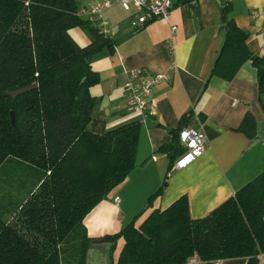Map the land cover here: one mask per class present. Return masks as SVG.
Listing matches in <instances>:
<instances>
[{
    "label": "trees",
    "instance_id": "trees-1",
    "mask_svg": "<svg viewBox=\"0 0 264 264\" xmlns=\"http://www.w3.org/2000/svg\"><path fill=\"white\" fill-rule=\"evenodd\" d=\"M223 7L226 17L229 3ZM86 15L77 0H0V168L14 160L20 170L17 192L1 194L0 264H86L91 243L99 241L87 233L86 215L137 164L140 119L104 133L95 130L91 87L100 75L91 59L116 41ZM226 22L211 76L232 80L250 61L264 106V55L249 48L246 30L233 19ZM76 27L86 29L87 44L73 35ZM34 83L37 87L16 97L9 94ZM256 124L248 112L239 129L255 137ZM182 127L160 148L171 163L183 151ZM119 236L125 241L112 264H179L195 254L202 264L232 258L262 264L264 172L204 216L191 214L183 194L154 208L139 225L134 219L100 239Z\"/></svg>",
    "mask_w": 264,
    "mask_h": 264
},
{
    "label": "crops",
    "instance_id": "crops-1",
    "mask_svg": "<svg viewBox=\"0 0 264 264\" xmlns=\"http://www.w3.org/2000/svg\"><path fill=\"white\" fill-rule=\"evenodd\" d=\"M104 1L77 0L80 9ZM111 1L112 5L103 10V17L116 45L100 50L91 59L92 67L100 75V81L91 87L95 96V130L104 133L140 119L126 109L125 85L129 71L146 68L151 73L168 75L167 80L153 88L152 100L157 109L147 122L142 123L137 164L119 184L120 189L126 191L127 183L136 185L134 189L143 193L142 201H147L148 191L162 185L161 193L153 199L156 204H150L152 210L163 209L187 194L191 214L204 216L264 172V106L259 97L257 68L246 61L232 80L211 76L225 41L226 18L233 19L249 33L247 43L253 52L264 55V15H253L255 10L264 9V0H194L192 3L176 0L168 19L159 18L140 28L135 24L138 9L133 4L125 8L115 0ZM226 2L229 7L225 17L223 5ZM174 25H177L175 30L172 29ZM74 30L82 32V36H78L80 43V38L85 44L90 41L85 28H73V35ZM171 39L174 46L169 43ZM248 112L257 122L255 137L239 129ZM195 113L204 121L205 151L183 169L170 174L174 160L171 163L169 153L160 148L174 141L175 131L181 125L194 124ZM187 115L191 117L187 118ZM256 139L260 141L254 143ZM143 174L148 175V183L140 185ZM115 197H119V201L113 200L116 205L121 199L122 202H135L128 192L124 198ZM108 204L102 200L97 205L99 209L95 208L85 217L89 236L100 238L113 233V221L106 223V217H102V214L106 215ZM102 241L91 243L87 264L106 259L99 244ZM246 263L247 258L219 262Z\"/></svg>",
    "mask_w": 264,
    "mask_h": 264
},
{
    "label": "built area",
    "instance_id": "built-area-1",
    "mask_svg": "<svg viewBox=\"0 0 264 264\" xmlns=\"http://www.w3.org/2000/svg\"><path fill=\"white\" fill-rule=\"evenodd\" d=\"M115 2L125 8L133 4L138 9L135 24L140 28L159 18L168 19L176 0H115ZM112 3L111 0H106L100 4L87 6L84 8V13L90 15L95 21L101 22L103 29L108 32L103 10L110 7ZM253 15H264V9L255 10ZM172 29H177V25L172 26ZM172 42L171 39L169 43L174 46ZM167 79L168 75L166 73H151L146 68H136L129 71L125 85L126 106L140 117L142 123L147 122L157 109L152 100L153 88ZM192 120L194 124L184 125L179 130V142L183 147V151L174 159L172 169H183L205 151L207 134L204 129V121L198 113L193 115ZM115 201H119V197H116ZM261 261L264 262V251L261 253ZM188 264H202V262L198 254H195L190 257Z\"/></svg>",
    "mask_w": 264,
    "mask_h": 264
},
{
    "label": "rangeland",
    "instance_id": "rangeland-1",
    "mask_svg": "<svg viewBox=\"0 0 264 264\" xmlns=\"http://www.w3.org/2000/svg\"><path fill=\"white\" fill-rule=\"evenodd\" d=\"M74 35L78 38V36H82V32L80 30H74ZM90 39V37H89ZM81 43H84L83 39H81ZM85 44V43H84ZM127 107V106H126ZM127 110L129 109L128 107L126 108ZM128 111H131L130 109ZM107 113V111H106ZM132 113V112H129ZM115 128V127H114ZM171 171V172H170ZM176 171V169H172V165L169 169L170 174L174 173ZM20 174V170L18 167V163H16V161L11 160V161H7L1 168H0V201H2V197L1 194H6L7 191L10 192H17V189L15 190V188L13 187H17L16 183H14V179H16V177H18V175ZM169 174V175H170ZM146 174H143L140 177V185L142 183H148V179H147ZM145 177V179H144ZM127 178V177H126ZM9 179H11V186H7ZM126 191L121 190L119 185L114 186L108 193L107 196L105 198H103L102 200H104V202L106 203H110L108 204V206H106L107 211L105 212L106 215L102 214V217H106V220L108 222L113 221V225H112V231L113 233H108V234H114L116 232L121 231V229L128 223H130L131 221H133L135 219V223L137 225H139L145 218L146 216L152 211V203L156 204L155 200H153L152 202H149V197L151 191L155 192L157 191V189H151L148 192L147 195V201L143 200V193H141L139 190H135L134 188L136 187V185L132 186L129 185L127 183L126 185ZM142 187V186H140ZM159 187V186H158ZM157 187V188H158ZM162 185L159 187L161 188ZM13 188V189H12ZM158 188V189H159ZM121 190V191H119ZM15 192V193H16ZM127 192L130 195V198L135 200V202L132 203L131 201H123L121 199L120 204L116 205L113 200L116 198V195H119L121 198H124L123 195L127 194ZM123 194V195H122ZM115 197V198H114ZM100 200L91 210L90 212L86 215H90L95 208H97V205L102 201ZM151 203V205H150ZM111 205L113 206L114 210L112 209ZM99 209V208H97ZM141 212V215H138ZM107 234H104L103 236H106ZM98 238V237H95ZM125 238L124 236H119L115 241L113 240H104L102 242H100L99 244L102 245L101 247V252L102 254L104 253L106 255V259L104 260L103 258L101 260H97L95 261L96 264H112L113 260H118L119 256H120V252L122 250L123 244H124ZM116 260V261H117ZM86 264H87V259H86ZM179 264H188V262H183V263H179Z\"/></svg>",
    "mask_w": 264,
    "mask_h": 264
},
{
    "label": "water",
    "instance_id": "water-1",
    "mask_svg": "<svg viewBox=\"0 0 264 264\" xmlns=\"http://www.w3.org/2000/svg\"><path fill=\"white\" fill-rule=\"evenodd\" d=\"M35 87H37V83H34V84H31V85H28V86L22 87V88H20V89L14 90V91H11L9 94H10L11 96H13V97H16V96H18L19 94H22V93H24V92H27V91H29V90L35 88ZM11 117H12V121H13V123L15 124V115H14V112H13V111H12V113H11ZM259 141H260V139H256V140L254 141V143H257V142H259ZM97 240L101 241L100 238L97 239Z\"/></svg>",
    "mask_w": 264,
    "mask_h": 264
}]
</instances>
